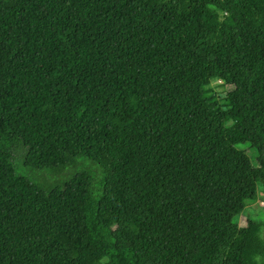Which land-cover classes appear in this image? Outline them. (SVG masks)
<instances>
[{
	"label": "trees",
	"instance_id": "1",
	"mask_svg": "<svg viewBox=\"0 0 264 264\" xmlns=\"http://www.w3.org/2000/svg\"><path fill=\"white\" fill-rule=\"evenodd\" d=\"M259 184L264 0H0V264H264Z\"/></svg>",
	"mask_w": 264,
	"mask_h": 264
},
{
	"label": "rangeland",
	"instance_id": "2",
	"mask_svg": "<svg viewBox=\"0 0 264 264\" xmlns=\"http://www.w3.org/2000/svg\"><path fill=\"white\" fill-rule=\"evenodd\" d=\"M211 87L214 89L215 93L221 101L226 96L227 92L231 89V86L220 80L212 81ZM241 149H244L252 159L253 164L257 165L258 162L255 156V152L248 146H243L241 147ZM30 174L33 176L40 175V173L35 170L30 171ZM249 218L262 223L264 231V191L261 184H259L258 186V195L255 202L247 205L244 211L237 217L236 220L239 225L243 227L246 226Z\"/></svg>",
	"mask_w": 264,
	"mask_h": 264
}]
</instances>
